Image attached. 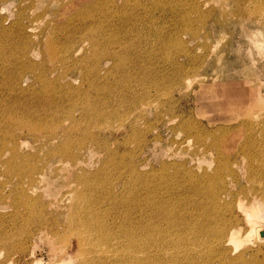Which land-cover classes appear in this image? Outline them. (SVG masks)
Here are the masks:
<instances>
[{"label":"rangeland","instance_id":"rangeland-1","mask_svg":"<svg viewBox=\"0 0 264 264\" xmlns=\"http://www.w3.org/2000/svg\"><path fill=\"white\" fill-rule=\"evenodd\" d=\"M72 1L73 6L69 7L70 10L64 1L58 0L48 8L49 13L53 11L54 14L47 18L50 20L48 27L62 28L58 31L59 37L67 36L63 26L73 23L70 17L79 5L94 3L97 8L96 15L108 16L107 19L99 18L100 29L96 32L101 31V36L107 39L113 35L116 42L120 43L108 47L111 52L109 59L100 61L88 57L81 61H62V56L59 55L50 64L42 62L37 50L31 48L33 53H29L28 57L32 62L39 64L42 62L41 66L49 72L46 77L47 85L52 88H47L48 93L42 94L41 87L35 82L39 71L34 70L30 75H26L21 83L20 88L26 91L14 92L2 85L8 71L23 69V66L18 64L23 61L20 58L15 66L9 68L23 50L24 44V37L15 29L14 24L21 21L23 25L38 26L42 22L41 19H38L36 24L30 21L43 13L44 6L29 8L21 18L17 17V7L24 1L20 0L17 5L5 6L1 11L3 13L0 12V32L6 31L0 33V54L4 51L0 56V115L6 112L9 113L8 117L16 116L19 112L17 110L21 109L22 116H28L30 121V117L38 120L56 112L62 115V112L68 111L79 120L82 130L86 127L94 130L95 144L101 140L108 151L125 155L127 165L135 175L151 169L158 170L163 163L181 165L192 172L213 169V156L208 154L204 157L192 156L193 132L191 134L179 132L183 122H191L194 130L197 128L201 131L204 144H208L211 139L221 138L231 132L236 134L239 140L244 137L247 126H255L264 119V54L251 49L252 45L247 39L251 37L253 29L262 26L252 22L251 12L255 0ZM262 10L260 23L264 21V9ZM44 27L46 26L42 24L41 28ZM40 30L36 31V34H39ZM261 32L264 36V29H261ZM80 35L75 39L78 43L75 47H81L77 59L85 53L89 54L90 50L86 42H81ZM27 36L30 39L36 37ZM61 41H64L63 38L62 40L57 38L55 42L57 48H61ZM124 47L128 51L124 50ZM125 51V58L118 59V53ZM171 62H175L176 65ZM91 64H97V68L92 70V73L88 72L89 77H85L86 71H91ZM111 67H115L113 72H110ZM88 91L90 98L86 96ZM67 92H72L71 96H68ZM144 95H147L148 99L143 103L149 104L148 106L140 105L138 101ZM120 97H124V100L119 104ZM88 101L99 115L109 117L115 112L118 115L125 111V117L128 116V119L130 115L132 117L123 127L119 126V120L115 121L113 118L108 120V125L103 130H99V123L93 122L94 120L86 123L83 121L93 111L85 108ZM142 108L145 109L141 110ZM46 120L50 122V119ZM128 123L136 124V128L134 130L125 128ZM2 126L0 124V130L3 129ZM152 132L159 134V137L153 136ZM115 138L119 139V144L115 143ZM146 141H149V146L143 148ZM180 142H184V145L179 146ZM33 152L31 146L25 150L26 154L31 155ZM104 158L103 155L89 158L88 161L86 158L84 162L78 163L76 170L83 168L93 172ZM18 161L16 162L19 163ZM5 162V157H0V193L13 187L10 182L14 173L9 167L6 169ZM108 166L111 182L113 184L118 182L117 185L120 183L124 187L118 186L115 191L121 194L124 200L116 201L117 208L112 211L107 225L118 240L123 242V229H129L131 226L127 215L134 216L142 224L151 223L152 218L149 221L142 218L145 207L142 201L144 195L139 191L141 184L135 192L129 177L124 176L122 170H118L110 161ZM64 172L62 173L65 174ZM170 172L172 173L171 170ZM237 174L238 183L242 186L243 171L240 170ZM51 183L42 189L38 184L35 193L31 194L33 197L43 195L42 202L47 210L51 208L49 202H53L58 189L57 182L52 180ZM135 184L138 185L137 182ZM185 185L184 181L178 186L175 185L176 192L183 195ZM59 188L62 193L66 191V187L59 185ZM133 194L136 195V209L133 214L124 213L128 203L133 202L130 201ZM8 200L0 201V227L7 230L15 224L32 227L25 224L23 219H17L16 222L13 220V213L16 210L12 207L14 206L11 204L12 201ZM102 202L99 207L105 209L108 202ZM181 203L183 205L182 201ZM19 210L24 211L22 208ZM166 211L169 212L168 209ZM259 218L257 220L262 221V227L260 221H256L254 225L260 226L264 233V214ZM43 232L45 236L36 235L30 239L29 245L23 248L25 264H57L63 261L67 264L78 263L80 253L77 254L76 235L67 234L66 238H69L70 244L65 255L62 253L65 248L62 246L60 248L58 241L50 235L49 229H44ZM13 240H16V237ZM250 243L246 246L254 248L255 241ZM260 245H264V242ZM107 251L111 250L103 249L102 253ZM109 253H105L104 257ZM167 254L163 258L176 261V264H187L189 261V257L174 251ZM190 256L193 254L190 253ZM112 258L115 256L112 255ZM200 261L201 258L198 259V262ZM190 262L193 264L191 257Z\"/></svg>","mask_w":264,"mask_h":264},{"label":"bare ground","instance_id":"bare-ground-1","mask_svg":"<svg viewBox=\"0 0 264 264\" xmlns=\"http://www.w3.org/2000/svg\"><path fill=\"white\" fill-rule=\"evenodd\" d=\"M19 1L0 0V12L5 6L17 5ZM21 1L24 2L18 4V18H21L29 8L33 9L41 5L44 7H42L43 13L30 21L36 24L35 22L41 19L42 22L38 26L23 25L21 21L14 24L15 29L24 37V44L23 50L9 68L15 66L19 58L24 61V63L21 61L24 65L18 63L23 69L7 72L2 85L7 86L11 91L18 93L26 91L20 88L21 83L26 75L38 70L39 74L35 82L41 87L42 94H47V88L52 87L47 85L46 77L49 72L41 66L42 62L53 63L59 55L62 56V61H81L88 57L101 61L111 57L109 46L120 43V41L116 42V37L113 35L109 36V41L105 36H101V31L96 32L100 29L99 18L107 19L108 16L96 15L97 8L94 3L79 5L71 14L70 20L73 23L63 26L67 36L59 37L57 34L62 28L50 27V29L48 27L50 20L47 19L54 15L53 11L49 13L48 8L55 0ZM58 1H64L68 8L73 6L72 0ZM254 3L251 12L252 22L262 26H259L260 29H253L251 37L247 39L252 45L251 49L264 54V36L261 32V29H264V21L260 23L259 20V17L263 16L264 0H255ZM42 24L46 26L43 29ZM39 30V34H36ZM24 32L36 37L32 40ZM77 35H80L81 42H86L90 49L89 54L85 53L78 59L81 47H75L78 44L75 41ZM55 36L58 40L63 38L65 41H61V48H57ZM31 48L37 50L42 60L41 64L32 62L28 57L29 53H33ZM126 51L118 53V59L125 58ZM3 53L4 51L0 56ZM114 56L115 54L113 58ZM171 64L176 65L175 62ZM120 65L116 64V66ZM90 66L91 71H86L85 77H89L92 70L97 68V64ZM113 70L115 67L110 68V72ZM32 89L37 90V88ZM67 94L71 96L72 92ZM89 94L88 91L87 98H90ZM146 96L138 100L140 105H149L143 103L148 99ZM123 98L118 99L119 104L123 102ZM85 108L92 109L89 101L85 104ZM17 111L19 112L16 116L8 117L9 113L6 112L0 115L1 126L5 125L0 130V157H5L6 169L9 167L14 173L10 182L13 187L0 193V201L4 202L7 199L12 201L11 204L14 205L12 207L16 210L13 213V220L16 222L17 219H23L25 224L32 227H21L22 225L17 224L8 230L0 227V259H2L0 264H25L23 248L27 247L30 239L36 235L45 236L44 229H49L50 235L58 241L60 248L61 246L65 248L62 252L65 255L66 248L70 244L69 238L66 237L76 235L77 254L80 253L77 264H176V261L163 258L173 251L189 257L187 264H192L190 257L193 264H264V245H260L264 242V235L260 226L254 225L256 221L261 220L259 216L264 214V119L255 126H247L245 135L239 139V143L237 135L231 132L204 144L201 131L197 128L194 130L191 122H183L179 132H190L189 134L193 132L192 156L204 157L205 154L213 156V169L192 172L182 168L181 165L163 163L158 170L151 169L135 175L127 165L125 155L108 151L101 140L95 144L94 130L88 127L82 130L79 120L68 111L62 112V115L56 112L38 120L30 117V121L28 116H22L21 109ZM98 113L93 110L88 114L87 119L82 118V120L85 123L94 120L93 122L99 123V130H103L108 125V120L113 118L115 121L119 120V126L123 127L132 117V115L129 119L128 116L125 117V111L118 115L115 112L109 117ZM47 118L50 122L46 120ZM63 123L69 125L64 126ZM125 128L134 130L136 124L128 123ZM152 135L159 137L157 133L152 132ZM114 141L119 144V139L115 138ZM143 145V148L148 147L149 141L144 142ZM183 145L184 142H180L179 146ZM29 146L34 150L31 155L25 153ZM40 152L42 156H39ZM100 155L105 158L99 163L97 170L93 172L83 168L76 170L80 161L84 162L86 158L88 161L89 158L95 156L97 158ZM17 160L19 163L16 162ZM109 161L116 165L118 170H122L124 176L129 177L135 192L141 184L139 191L144 195L142 201L145 207L142 218L148 221L152 218L151 223L142 224L134 216L127 215L131 226L129 229H123V242L118 240L116 234L107 225L112 211L117 208L116 201L124 200L121 194L115 192L118 186L123 187L122 184L117 185L118 182L113 184L112 179L109 178ZM240 170L244 174L241 178L242 186L237 180V172ZM52 180L58 183V189L53 202H49L51 208L47 210L42 202L43 195L33 197L31 194L35 193L38 184L40 189L47 188ZM182 181L186 183L183 195L176 192L174 187ZM136 182L138 185L135 184ZM59 185L66 187L64 193L60 191ZM135 199L136 195L133 194L130 199L133 202L128 203L124 213L133 214L136 209ZM102 201L108 202L105 209L99 207ZM19 208L24 211L20 212ZM167 209L169 212L166 211ZM258 218L260 220H257ZM261 223L262 221L260 225ZM14 237L16 240L12 241ZM253 241L256 247L246 246ZM103 249L111 250L110 253L105 252L109 255L106 254L104 257ZM190 253L193 256H190ZM112 255L115 258H112ZM199 258H201L200 262H198ZM59 263L67 264L66 261Z\"/></svg>","mask_w":264,"mask_h":264},{"label":"water","instance_id":"water-1","mask_svg":"<svg viewBox=\"0 0 264 264\" xmlns=\"http://www.w3.org/2000/svg\"><path fill=\"white\" fill-rule=\"evenodd\" d=\"M262 235H264V233H262Z\"/></svg>","mask_w":264,"mask_h":264}]
</instances>
